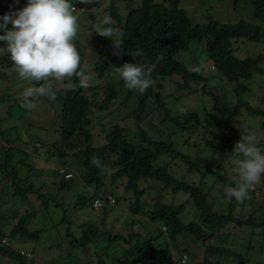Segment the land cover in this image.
Masks as SVG:
<instances>
[{
	"label": "trees",
	"instance_id": "obj_1",
	"mask_svg": "<svg viewBox=\"0 0 264 264\" xmlns=\"http://www.w3.org/2000/svg\"><path fill=\"white\" fill-rule=\"evenodd\" d=\"M234 2L236 5L239 0ZM252 2L255 18L264 22V0H252ZM107 8L109 16L119 22L124 43L119 50L114 47V53L110 59L99 60L96 63L100 78L106 75V71L110 74L113 65L122 66L126 62H134L130 52L140 50L143 55L137 56L135 62L153 65L152 76L157 82L160 77L166 76L178 83L180 87H189L191 83L199 84L203 81L202 93L210 95L214 103L211 109L216 110L219 104L218 95L211 87L205 90L209 77L205 71L202 74L189 71L191 66H196L193 63L196 61L193 57L189 67L183 57V53L190 51L194 42L205 40L212 62L211 67L217 71L221 79L234 85V91L238 96L249 90L246 81L251 80L255 73L263 72L260 66L261 61L264 60L263 53L257 57L240 58L235 54L232 46L233 39L244 37L256 42L262 40L263 33L258 24L246 20L225 23L216 19H210L206 23L192 24L185 9L180 7V0H141L123 11L115 7L113 3H110ZM77 48L83 62L84 52L81 46ZM176 78L179 80H175ZM73 84L74 90L67 92L64 91V87L56 88V100L61 104L59 114L61 139L59 143L48 144L50 156L72 162L79 171L80 178L96 189H102L107 177L110 179V185H114L120 177L125 176V189L135 193V199L129 205L131 215L141 213L147 215L146 220H131L132 225L139 222L142 228L133 229L126 234L119 230H100L93 223H84V233L79 239V245L88 246L89 243H95L98 247L94 251L95 256L90 259V264H177L182 262L184 256L187 259L182 264H222L221 257L227 253L237 256L239 264H251L250 259L246 260L241 253L226 245L230 234L224 235L226 237L221 235L226 229H231V226L239 229L246 225L264 228V213L257 215L258 212H262L260 210H264V204H260L261 206L254 208L248 214L236 215L235 207L238 202L232 198L226 209H214V200H211V195L217 189L216 184L219 183L223 187L235 186V181L221 162L214 164L213 157L219 154L217 151H222L226 155L233 154L236 142L241 139L244 123L239 125L237 123L240 121L239 115L242 110L262 116L260 129L263 135L262 138L257 139L259 146L264 148V110L251 106L247 101L239 100L226 109L221 108L218 113H214L216 116L211 114L205 120V126L208 129L204 133L207 132L208 135V132L215 130L217 134H210L207 137L203 136V133L200 134L205 146L213 148L215 152L210 156L211 160L209 158L208 161L200 164L199 160L177 149L172 138H165L163 134L153 137L142 128L133 131L120 125L119 122L109 121L105 131V141L99 145L94 143L92 132L94 121L100 124L104 119L102 110L108 109L112 101L118 98L119 88L125 91L123 102L127 104L134 99L136 106L129 115H133L138 121L144 120L148 114L146 113L149 108L148 100H154L152 109L163 112L160 121L173 123L175 127V131L171 132L170 136L184 131H188L190 136L198 133L199 128L203 126V121L196 111L175 114L166 106L156 86L141 94L138 91L128 90L120 77L104 85L91 83L87 89L79 87L78 80L74 79ZM195 86L189 91L200 90L196 84ZM212 116L217 117L215 121L212 120ZM199 146L202 150L204 149V144ZM12 156L13 152L8 149L3 154L0 153V173H7L16 181L18 173L13 166ZM93 157L101 162L102 167L92 163ZM58 169V174L62 175ZM181 170L184 173L179 175L177 172ZM195 170L199 173L197 172L198 174L191 179L189 176L195 173ZM208 175L214 176L209 183L206 180ZM71 180L64 178L61 182L63 187L70 186ZM150 180L160 181L163 184L162 189L183 190L189 193L199 215L195 219L186 217L183 213L188 201L178 204L165 202L162 192L152 197L154 199L152 203L147 202V205L151 206L150 209L145 208L146 204L144 206L141 199L152 186ZM141 181H143L142 184H140ZM262 181L264 182V178ZM18 189L19 187L15 186L16 192ZM222 192L225 194L223 190ZM107 193V189H104L103 195H98L94 190L93 207L96 199L102 202L100 207H94V209L106 210L108 206H114L117 203L118 198L110 194L113 199L111 200ZM254 194L255 191H251L248 200L255 207ZM216 196L218 195L214 194V198ZM84 197L79 195V201L83 202ZM8 214L4 212L0 215V221L3 222ZM33 215L32 210H27L22 215L18 214V210H12V219L8 218L1 224L0 264H5V258L13 260L16 264H33V258L23 256L9 241L12 236L33 235L28 225ZM156 222H159V225H156ZM7 226L8 243L4 239L6 237L3 232ZM215 238L220 239L219 244H213ZM195 245L198 246L200 253ZM253 245V243L248 244V249H253Z\"/></svg>",
	"mask_w": 264,
	"mask_h": 264
},
{
	"label": "rangeland",
	"instance_id": "obj_2",
	"mask_svg": "<svg viewBox=\"0 0 264 264\" xmlns=\"http://www.w3.org/2000/svg\"><path fill=\"white\" fill-rule=\"evenodd\" d=\"M141 0H91V3L76 2L74 5L79 11L80 31L76 38V46H81L84 57L83 65H87V72L91 76V83L104 85L106 82H114L119 79L116 72L118 65H113L111 73L106 71L105 76L100 78L96 68L99 60H108L114 53V43L111 38L100 36L93 32L95 25L103 16H109L107 10L110 3L120 11L128 8L131 4H138ZM160 1V0H158ZM27 0H0V17L8 12H17L25 7ZM180 7L185 9L187 15L191 19L192 24L206 23L210 19H216L225 23H237L246 20L258 24L263 33V38L259 42L248 38L233 39L232 46L235 54L240 58L257 57L260 53L264 54V22L258 20L254 16V4L252 0H239L235 5L234 0H180ZM114 27H119V22L113 19ZM12 25L9 24V28ZM121 31V30H120ZM0 34H4L0 30ZM5 42L0 41V47H4ZM190 51H185L183 57L185 62L191 66V60L195 59V65L203 63L206 65L205 74L209 77L205 90L210 87L218 95V105L216 110L211 109L214 104L210 95H203L204 82L191 83L189 87H180L178 83L170 77H160L156 84V90L160 91L166 106L175 114H182L186 111H196L203 121V126L198 133L190 136L188 131H175L173 123H163L161 118L163 112L158 109H152L154 100H148L147 116L144 120L138 121L129 112L136 106L135 101L125 103V91L119 88V95L112 101L108 109L102 110L104 119L98 124L94 121L92 132L94 134V143L102 144L105 141V131L108 128V122H119L133 131L142 128L151 136L159 137L161 134L165 138H172L177 149L199 160L200 164L208 161L210 156L215 152L211 147L207 148L201 139V134L207 137L210 134H217L215 130L204 133L208 128L205 126V120L218 113L220 109H226L235 101H247L251 106L264 110V60L260 66L263 68L262 73H255L251 80L246 81L249 90L243 92L241 96L236 95L234 85L221 79L217 71L211 66L212 62L209 58V51L206 47L205 40L196 41L191 45ZM193 65V64H192ZM179 80L176 78L175 80ZM55 88L65 87L67 82L50 81ZM32 82L21 81L17 73L12 67L10 56L0 50V153L10 150L13 152V166L18 173L16 181L7 173H0V215L8 212V218L12 219L11 211L18 210V214L22 215L27 210H32L34 215L29 219V227L33 235L21 237L19 235L9 238L10 244L19 249L32 252L40 264H90L95 256L94 252L98 249L95 243L87 245H79V239L84 233L83 224L93 223L97 229H110L126 234L134 230H140V223L132 225L131 220H139L147 218L146 213L131 215L129 209L130 202L135 199V193L132 190L125 189V176L120 177L114 185H110V179L107 177L105 185L102 189L93 188L85 183L79 176V171L72 162H65L63 159L51 157L49 154V143L58 142L61 139L60 127L61 120L59 114L61 112V104L56 99L50 100L47 97L40 98L36 101L37 107L32 110H26L21 107V96L25 87ZM73 83V81H71ZM90 83V84H91ZM199 87V91L190 92L191 88ZM87 89V88H84ZM122 101V102H121ZM126 116V117H125ZM216 116V115H214ZM214 116L212 120L215 121ZM261 115L249 114L245 110L239 115V123L242 122L243 128L254 133L257 138H262L260 129ZM242 127V125H241ZM212 136V135H211ZM203 142V143H202ZM38 143L40 145H38ZM199 144H204L202 150ZM202 150V151H201ZM218 155L213 157L214 164L222 163L227 168L228 174L236 182L238 177L235 173V163L238 158L234 155H226L222 151H217ZM216 155V154H214ZM211 160V158H210ZM61 165L66 166L74 172L71 185L63 187V175L58 174L57 169ZM189 176L191 179L199 172L195 170ZM181 172V173H180ZM177 172L183 174L181 170ZM198 172V173H197ZM16 176V175H15ZM198 180V178L196 177ZM214 176L208 175L207 182H211ZM143 181L140 182L142 184ZM152 186L146 191L141 199L142 204H146L147 209L151 206L147 202L152 203L158 193L162 192L165 202L188 201L185 205L183 215L195 219L199 213L193 201L189 197V193L183 190L172 191L171 189H162L163 184L160 181L150 180ZM139 184V187H141ZM15 186L19 187L18 192ZM217 189L213 192L218 195L214 200V209L224 210L230 204L231 199L222 192L227 187L216 184ZM223 187V188H222ZM29 190H28V189ZM27 189V190H26ZM104 189L112 194L117 203L114 206H108L106 210L94 209L92 205V195L97 191L98 195H103ZM221 191V192H220ZM253 198L254 206L247 200L244 203H238L235 207V214L250 213L254 208L264 204V182L261 181L255 189ZM107 193V194H108ZM223 194V196H222ZM79 195L85 196L84 201H79ZM220 195V196H219ZM261 204V205H260ZM264 208V206H263ZM5 210V211H3ZM257 215L264 213L260 210ZM246 214V215H247ZM189 215V216H188ZM16 220V219H15ZM143 220V222H146ZM0 221L1 224H3ZM159 225V222H156ZM8 226L4 228V236L7 237ZM34 230H40L35 232ZM145 232V231H144ZM224 235L230 234L228 247L236 250L248 260L251 264H264V228H254L249 225L242 229L231 226V229L223 231ZM147 235V234H145ZM3 236V237H4ZM147 237V236H146ZM73 241H76L75 243ZM220 239L215 238L213 244H219ZM254 244L253 249H248V244ZM98 245V244H96ZM196 250L200 253L197 245ZM238 257L227 253L221 257L222 264H239ZM5 264H16L13 260L4 259Z\"/></svg>",
	"mask_w": 264,
	"mask_h": 264
},
{
	"label": "clouds",
	"instance_id": "obj_3",
	"mask_svg": "<svg viewBox=\"0 0 264 264\" xmlns=\"http://www.w3.org/2000/svg\"><path fill=\"white\" fill-rule=\"evenodd\" d=\"M76 2L91 3V0H27L22 9L0 17V30L4 33L0 34V41L5 42L0 50L10 56L18 78L32 82L24 88L21 96V107L26 110L35 109L36 101L40 98L56 99L57 89L50 81L67 82L65 92L74 90L75 85L71 83L74 79L78 80L79 87L90 86L91 76L87 72V65L82 64L75 43L80 31L79 11L74 5ZM114 24L110 16H103L93 32L111 38L115 49L119 50L124 43L123 34ZM130 54L134 62L116 67V72L128 90L142 94L156 86L157 81L152 76L154 66L135 62L137 56L143 55L142 51ZM205 70L206 65L203 63L189 68V71L198 74ZM232 155L238 157L235 163L238 181L234 182L235 186L227 187L225 194L243 203L250 199L251 191L264 178V148L259 146L257 136L244 127ZM92 163L102 167L95 157ZM58 170L65 179L74 177V172L66 166L62 165ZM4 239L9 242L7 238ZM18 250L23 256L33 258V264H40L32 252L21 248Z\"/></svg>",
	"mask_w": 264,
	"mask_h": 264
},
{
	"label": "built area",
	"instance_id": "obj_4",
	"mask_svg": "<svg viewBox=\"0 0 264 264\" xmlns=\"http://www.w3.org/2000/svg\"><path fill=\"white\" fill-rule=\"evenodd\" d=\"M70 175V174H69ZM68 175V176H69ZM111 198V197H110ZM111 200H113L112 198H111ZM101 200H99V199H96L95 201H94V207H96V208H98V207H100V205H101ZM187 259V257L186 256H184L183 257V260H182V262L181 263H183L184 262V260H186Z\"/></svg>",
	"mask_w": 264,
	"mask_h": 264
}]
</instances>
